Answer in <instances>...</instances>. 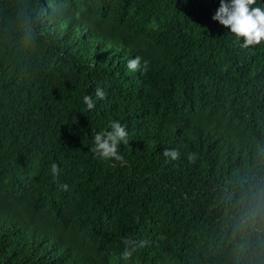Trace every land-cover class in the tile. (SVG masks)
Here are the masks:
<instances>
[{
  "label": "trees",
  "instance_id": "obj_1",
  "mask_svg": "<svg viewBox=\"0 0 264 264\" xmlns=\"http://www.w3.org/2000/svg\"><path fill=\"white\" fill-rule=\"evenodd\" d=\"M218 7L0 0V264H264V40ZM113 121L124 164L89 150Z\"/></svg>",
  "mask_w": 264,
  "mask_h": 264
},
{
  "label": "clouds",
  "instance_id": "obj_2",
  "mask_svg": "<svg viewBox=\"0 0 264 264\" xmlns=\"http://www.w3.org/2000/svg\"><path fill=\"white\" fill-rule=\"evenodd\" d=\"M256 0H219V7L212 16L214 21L229 29V33L234 37V43L241 48L247 49L249 46L255 47L261 44L264 40V5L255 6ZM251 6V7H250ZM243 37V40L241 38ZM142 57L135 56L134 59L127 61V69L130 72L142 71L147 72L149 61L143 60ZM95 95L99 99H104L106 93L101 89L95 90ZM83 102L87 110H92L95 107V101L91 95H85ZM110 130L100 131L95 134L93 147L89 150L94 157L101 161H117L120 164L126 163L124 157L120 154L121 144H129L128 131L126 126L119 121L110 122ZM163 155L171 160L179 158L177 150L164 149ZM190 162H195L196 156L194 153L188 156ZM59 166L55 163L51 165V173L55 178L58 175ZM61 190L68 191V185L62 184L59 186ZM125 249L122 253L124 259H128L137 250L142 243L134 241L130 238L124 239Z\"/></svg>",
  "mask_w": 264,
  "mask_h": 264
}]
</instances>
